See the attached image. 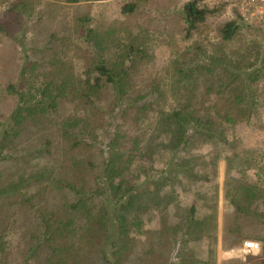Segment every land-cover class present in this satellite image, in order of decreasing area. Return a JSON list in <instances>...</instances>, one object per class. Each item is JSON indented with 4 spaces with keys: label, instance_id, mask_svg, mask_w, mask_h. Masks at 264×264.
Here are the masks:
<instances>
[{
    "label": "trees",
    "instance_id": "trees-1",
    "mask_svg": "<svg viewBox=\"0 0 264 264\" xmlns=\"http://www.w3.org/2000/svg\"><path fill=\"white\" fill-rule=\"evenodd\" d=\"M36 1L50 2L54 7L86 0ZM198 1H188L182 8L186 39L213 14L212 10L199 7ZM6 2L7 16L0 21V37L8 41L16 56L11 64L6 63L10 69L2 80L6 95L14 98L15 105L8 118L0 115V179L12 173L14 183L1 190L5 196L0 199L29 205L31 199L24 195L30 193V186L37 187L32 197H53L58 202L56 209L38 211V241L27 250L26 260H32L31 264H135L132 241L146 234L145 224L157 216L164 220L165 227L158 233L169 242H173V234L178 239L175 244L212 241L217 227V184L213 181L220 159L225 163L226 207L222 248L230 250L245 241L258 242V255L264 259V185L249 182L243 168L248 163V168L256 170L258 162L241 161L234 151L236 142L229 140L227 134L238 122L252 125L256 118L251 87L264 83L262 44L253 47L255 53L246 64L248 68L244 66L248 56L245 54L236 61L222 57L185 75L190 79L194 72L202 71V75L219 71L225 76V84L217 91L229 93L224 104L203 111L187 100L185 107L165 113L161 109L162 92L155 88L136 90L137 77L131 67L142 52L133 45H122L114 63L107 62L99 51V41L94 42L91 32L84 29L86 19L81 18L80 40L88 54L77 55L72 46L78 50L73 41L79 36L59 38L50 34L41 39L37 35L34 40L28 37L25 24L32 15L30 3L35 1L0 0ZM136 9L135 4H123L120 13L129 16ZM243 27L244 23L238 20L227 22L218 28L217 37L221 43H229ZM15 33L21 37L14 38ZM70 53L75 57L68 58ZM31 55L38 57L30 59ZM75 61L80 62L79 68H75ZM212 110L223 114L213 116ZM152 113L154 116H150ZM96 123L101 127L97 132L92 129ZM144 123L146 132L141 131ZM53 139L59 141L67 157L54 158L47 149ZM87 141H100L104 148L97 169L93 160L84 161L72 154V150L93 147ZM204 146L209 147V154H197ZM142 150H151L157 175L133 168ZM235 163L239 171L238 177L233 178L230 172ZM211 181V195L207 190L196 189L189 206L180 208L176 204V188L187 191L189 184ZM199 210L206 213L199 216ZM180 212L184 215L180 216ZM210 259L201 261L191 254L179 264H210Z\"/></svg>",
    "mask_w": 264,
    "mask_h": 264
},
{
    "label": "rangeland",
    "instance_id": "rangeland-1",
    "mask_svg": "<svg viewBox=\"0 0 264 264\" xmlns=\"http://www.w3.org/2000/svg\"><path fill=\"white\" fill-rule=\"evenodd\" d=\"M35 1V2H31ZM191 0H86L76 5L51 6L49 3H38L36 0H30L32 6V15L28 25V37L41 39L54 34L59 38H73L79 36V40L73 41L72 49L77 55L84 56L88 54V49L80 40V25L78 21L81 18L86 19L85 30L91 32V36L99 41V51L107 62L114 63L115 54L122 45H133L136 50L142 53L131 67L135 78L136 90H146L155 88L163 93L161 109L166 113L180 106L185 107L187 100L197 105L203 111L211 108L216 104H224L229 93H219L217 90L225 83V76L215 70L212 72H194L190 79L185 75L188 71L203 66H209L214 60L226 57L236 61L243 55L248 54L245 59V68H248L250 61L253 60L255 53L254 46L264 48V23L256 21L255 18L247 17L248 11L244 5L245 0H200L199 7H205L213 11L208 16L201 28L194 32L188 39L184 37V20L182 8L185 3ZM8 2L0 3V21L5 19L8 10ZM52 4V3H51ZM123 4H135L136 11L129 16H123L120 8ZM53 5V4H52ZM41 16V20H38ZM238 20L244 23L240 34L229 43H221L217 37L218 28L230 21ZM19 39L20 33L12 34ZM29 43H31V40ZM42 42V40H41ZM14 50L9 47L8 41L0 37V115L8 116L13 112L15 100L13 97L6 95L4 89V72L10 69L6 63L11 64L15 58ZM38 57L30 56V59ZM68 58L75 57L67 54ZM86 59V56L84 57ZM75 68L81 66L79 61L73 62ZM181 70V73H179ZM222 81V82H221ZM149 86V88H148ZM233 87H229L232 89ZM254 108L256 118L251 121L252 125L238 122L228 130V139L236 142L234 149L241 161H257L256 170L248 168V163L243 164L249 182L256 183L259 186L264 185V83L253 85ZM151 89V90H153ZM149 90V91H151ZM153 93V92H152ZM155 98L156 94L153 93ZM201 102H203L201 105ZM199 103V104H198ZM68 110V107L66 108ZM219 110L211 111L213 116L223 114L217 113ZM204 114V112H203ZM150 116H154L152 113ZM60 117V116H59ZM58 117V118H59ZM66 117V116H61ZM59 121V120H57ZM144 123L141 128L143 132L147 131ZM56 127V126H54ZM57 128V127H56ZM101 127L98 123L92 126L97 132ZM51 141V140H50ZM93 147L84 146L78 150H72V154L84 161L93 160L95 168L99 167L104 153L101 149L102 143L99 141H87ZM89 145V146H90ZM47 147V146H45ZM209 147L204 146L198 149L197 154L208 155ZM54 153L55 159L67 157V152L63 151L59 141L53 139L52 146L47 147ZM157 151V150H155ZM151 150H142L133 163V168H143L149 174L155 176L158 173L157 166L152 164ZM42 162L41 160H38ZM244 161V160H243ZM239 167L235 163L231 170V177H238ZM225 177V163L219 160L216 165V179L213 181L217 184V209H216V232L214 239H203L199 242L183 245L176 243L177 235L173 234V242H169L166 236L159 235V230H165L162 225L163 219L155 217L145 224L146 234L135 237L132 245L136 250L135 264H179L180 260L193 254L195 258L206 261L211 258L210 264H264V259L258 254L248 257H241L243 243L230 250L222 248V218L225 210L223 203V182ZM212 181L208 184L198 185L189 184L187 191H180L176 188V204L180 207H187L194 200L196 189L207 190L211 195ZM14 183L12 173L5 175L0 179V192L6 186ZM37 187H30V193L25 194L30 198L29 205L21 206L20 202L10 199L2 201L0 199V264H31L32 260L25 257L27 250L34 247L38 241V232L36 230V215L39 212L56 209L57 200L53 197L47 200H40V197H32ZM0 193V198L5 196ZM29 195V196H28ZM28 196V197H27ZM55 197H58L56 194ZM14 203V204H13ZM199 204V203H198ZM179 211V210H178ZM206 213L205 210H199L198 215ZM184 213L180 212V216ZM148 216H144V220ZM164 227V228H163ZM180 242V241H179ZM246 242V241H245ZM258 243V242H257ZM219 244V247L218 246ZM261 246V244H260ZM218 249V250H217ZM236 254H235V253ZM223 254L219 257L218 254ZM219 258H221L219 260ZM232 261H230V260ZM30 261V262H29ZM170 262V263H169ZM125 264H131L127 261Z\"/></svg>",
    "mask_w": 264,
    "mask_h": 264
},
{
    "label": "built area",
    "instance_id": "built-area-1",
    "mask_svg": "<svg viewBox=\"0 0 264 264\" xmlns=\"http://www.w3.org/2000/svg\"><path fill=\"white\" fill-rule=\"evenodd\" d=\"M244 5L248 11L247 17L264 23V0H245ZM241 251L245 257L256 255L260 251V245L254 241H246L243 243Z\"/></svg>",
    "mask_w": 264,
    "mask_h": 264
},
{
    "label": "crops",
    "instance_id": "crops-1",
    "mask_svg": "<svg viewBox=\"0 0 264 264\" xmlns=\"http://www.w3.org/2000/svg\"><path fill=\"white\" fill-rule=\"evenodd\" d=\"M217 247H218V248H220V247H219V244H218V246H217ZM217 250H218V249H217ZM234 253H235V252H234ZM241 253H242V251H241ZM235 254H236V253H235ZM218 255H219V257H221V255H223V254H220V253H219ZM241 257H243V255H242V254H241ZM244 257H245V256H244ZM246 257H248V256H246ZM220 259H221V258H219V260H220ZM228 260H230V259H228ZM230 261H232V260H230Z\"/></svg>",
    "mask_w": 264,
    "mask_h": 264
}]
</instances>
